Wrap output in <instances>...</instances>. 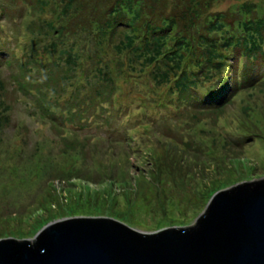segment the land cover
I'll return each mask as SVG.
<instances>
[{"label":"rangeland","instance_id":"rangeland-1","mask_svg":"<svg viewBox=\"0 0 264 264\" xmlns=\"http://www.w3.org/2000/svg\"><path fill=\"white\" fill-rule=\"evenodd\" d=\"M101 1L91 2L87 20L89 11L101 15L111 3ZM33 2L0 0V7L12 14L0 12V46L13 54L16 50L22 60V45L30 44L29 30L35 32L39 21L51 15L47 8L37 12L28 8ZM244 4L253 6L250 14L243 13ZM202 14L209 21L214 14L223 15L228 30L249 15L264 19V0H212ZM80 21L85 22L76 20ZM94 35V24L87 22L83 31L63 42L76 54L74 75L79 83L56 85L46 93L48 110L61 117V127L54 120L45 122L27 96L15 91L4 95L10 110L9 126L0 131V238L30 239L37 224L86 214L108 216L145 233L190 226L215 192L264 179V55L246 62L262 83L249 90L240 87L215 114L198 113L194 110L200 104H191L195 106L191 110L185 98L177 102L172 95L171 104L156 101L158 89L146 77L123 81L108 62L114 58L110 44L98 42ZM16 41L22 45L16 46ZM54 59V55L47 58L50 68ZM104 63L115 74V99L111 97L109 103L96 97L99 101L82 111L80 119H68L70 108L88 92L82 84H97L95 69ZM6 70L17 68L2 67V77ZM55 98L58 104L53 106L50 100ZM156 102L169 109H157ZM247 120L252 127H246ZM120 134L128 145L114 140ZM76 141L86 144L80 147ZM73 169L76 174L63 173Z\"/></svg>","mask_w":264,"mask_h":264},{"label":"trees","instance_id":"trees-1","mask_svg":"<svg viewBox=\"0 0 264 264\" xmlns=\"http://www.w3.org/2000/svg\"><path fill=\"white\" fill-rule=\"evenodd\" d=\"M211 1L111 0L110 5L101 10V15L89 11L90 20H87L86 11L91 9L92 3H102L101 0H34L28 8L35 12L47 8L51 15L47 20L39 21L35 32L29 30L30 44L22 45L16 41V46H23L24 60L16 55V50L13 54L0 46V69L17 68L15 72L6 70L3 77L0 74V131L9 126L10 108L4 100L7 91L27 96L45 122L54 120L59 125L57 127H61V117L48 110L46 93L53 91L56 85L79 83L74 75L78 66L76 54L70 45L64 46L63 42L72 34L83 31L87 22L91 26L94 24L93 38L110 44L114 58L108 62L123 81L143 76L154 89H158L154 92L156 101L171 104V96L174 95L177 102L187 99L191 110L195 108L191 104L199 103L200 107L194 110L198 113L219 112L240 87L249 90L263 82L258 77L254 78L253 69H248L246 62L264 55V19L249 15L246 20L240 18L235 28L230 25L228 30H224L223 15L214 14L212 21L209 17H201ZM252 8L242 5L245 15L250 14ZM0 12L12 16L3 7H0ZM18 18L21 19L20 14ZM76 20L85 22L77 23ZM49 55L55 56L53 68L48 65ZM114 75L108 63L96 68L94 77L99 79L98 83L91 85L85 81L82 84L88 92L81 96L74 108H70L73 112L68 119L72 116L80 119L82 111L92 108L96 101L108 99L110 103L111 97L115 99L112 93ZM57 100L51 99L50 102L54 106L58 104ZM63 102L60 98L59 103ZM165 103L156 102L154 105L157 109L168 107ZM247 121L246 127H252L253 124ZM102 122L108 124L105 119ZM126 139L120 134V138L114 140L128 145L125 144ZM76 144L81 147L86 143L76 141ZM182 144L186 146L185 142ZM67 148L74 149L73 146ZM166 159L173 161L172 157ZM153 162L154 166L157 161L153 159ZM63 173L76 174L77 171L73 169ZM44 224H37L34 233Z\"/></svg>","mask_w":264,"mask_h":264},{"label":"water","instance_id":"water-1","mask_svg":"<svg viewBox=\"0 0 264 264\" xmlns=\"http://www.w3.org/2000/svg\"><path fill=\"white\" fill-rule=\"evenodd\" d=\"M0 264H264V179L211 195L195 223L151 233L104 215L51 221L0 238Z\"/></svg>","mask_w":264,"mask_h":264}]
</instances>
